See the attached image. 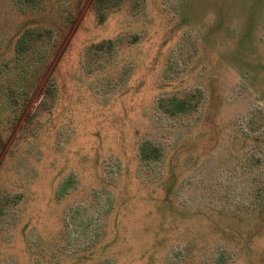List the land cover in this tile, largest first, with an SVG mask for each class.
<instances>
[{
  "label": "rangeland",
  "instance_id": "374dc122",
  "mask_svg": "<svg viewBox=\"0 0 264 264\" xmlns=\"http://www.w3.org/2000/svg\"><path fill=\"white\" fill-rule=\"evenodd\" d=\"M103 3L0 0V264H264V0Z\"/></svg>",
  "mask_w": 264,
  "mask_h": 264
},
{
  "label": "trees",
  "instance_id": "16d2710c",
  "mask_svg": "<svg viewBox=\"0 0 264 264\" xmlns=\"http://www.w3.org/2000/svg\"><path fill=\"white\" fill-rule=\"evenodd\" d=\"M26 2L30 4H39L40 0H25ZM121 0H115V3L118 4ZM93 4H96V12L98 15V18H100L99 22L103 21L104 16V10L106 5H104L103 0H92ZM114 3V4H115ZM92 4V3H91ZM37 35V32H33L29 29L24 31V34L17 40V46L18 49H23L27 44H29L31 41H36L39 35ZM19 53H17V57L19 58ZM192 96L186 95L182 98L178 97H170L166 99H159V107L162 110V112L170 117L177 116L182 113H187L190 110H192L195 106V104L192 102ZM139 154L140 159L143 162L146 163H154L159 160L160 153L157 150V148L153 147L150 143L144 142L139 147ZM67 183L64 184V182L61 184V188L59 189L57 196H62L68 189Z\"/></svg>",
  "mask_w": 264,
  "mask_h": 264
}]
</instances>
